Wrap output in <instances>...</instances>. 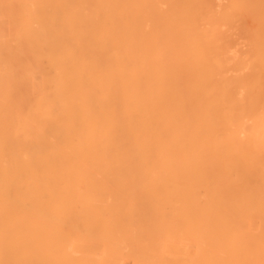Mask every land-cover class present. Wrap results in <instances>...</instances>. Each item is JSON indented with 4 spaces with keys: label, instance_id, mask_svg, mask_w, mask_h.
Returning <instances> with one entry per match:
<instances>
[{
    "label": "bare ground",
    "instance_id": "obj_1",
    "mask_svg": "<svg viewBox=\"0 0 264 264\" xmlns=\"http://www.w3.org/2000/svg\"><path fill=\"white\" fill-rule=\"evenodd\" d=\"M56 1L20 0L12 28L54 44ZM76 3L70 45L23 51L47 63L0 47V264H196L164 256L175 234L264 264V0Z\"/></svg>",
    "mask_w": 264,
    "mask_h": 264
},
{
    "label": "rangeland",
    "instance_id": "obj_2",
    "mask_svg": "<svg viewBox=\"0 0 264 264\" xmlns=\"http://www.w3.org/2000/svg\"><path fill=\"white\" fill-rule=\"evenodd\" d=\"M57 1H59V2H57ZM56 2H54L53 3V6H48L52 11H54L55 13H50L49 11H51L50 9L49 10H47L46 9V17H51V18H56V19H51V21H49V30L47 29V33L48 34H51L52 32H53V36L51 35H48L49 37H48V40H52V41H54L55 43L54 44H52V45H45V43H44V46H43V44L41 43V44H39L38 46H34V45H32V44H30L29 45V43H27V40H25L27 37H26V34H25V32L18 26V28L17 27H15V28H12V27H14V26H16V25H19V22H20V17L19 16H21V7L18 5L19 4V2H20V0H0V16L2 15V16H4V18L5 19H2V21H0V32L1 33H3V34H1V35H4V36H0V43L1 42H3V44L1 43L0 44V47L3 45V47L1 48V49H3L4 47H7V48H4L6 51L7 50H9V48H10V50H13V52L14 51H16L15 53H16V55H15V58L14 59H16V62L15 61H11V60H9L8 62H10V63H15V64H21V63H26V61H28V59H30V61L32 62V63H36L37 61L39 62V63H47V60L44 58V59H39V60H35L34 59V62L32 61V54H34V52L30 55V54H24V52L23 51H25V53L27 52V53H31V49H28V48H32V49H35V48H40V49H42L43 47H45V49H42V50H46L47 51V49H49V48H61V47H63V46H66L67 45V43L70 45L71 44V36L67 33V32H69V30H65L64 29V32L65 33H67V34H65V33H63V35L65 34V36H63L62 37V35H57V30L59 31V29H60V27L62 26V28H65V27H63L64 26V24H66V21H64V19H67V16H68V14H69V12L70 11H72V12H75L74 10H76V12H77V6H74L75 4L74 3H76V2H78L79 3V0H73V3H72V0H71V2L70 1H68V0H66V2H64V0H57ZM77 4V3H76ZM7 5H8V9H7ZM15 6V7H14ZM16 6H18V7H16ZM70 6H74V7H70ZM80 6V5H79ZM78 6V7H79ZM12 7V8H11ZM15 8V9H14ZM19 9V11L17 10V9ZM80 8V7H79ZM79 8H78V10H79ZM9 9H11V11L9 10ZM14 9V10H13ZM69 9V10H68ZM73 9V10H72ZM60 10V11H59ZM63 10H65V11H63ZM67 10V11H66ZM15 11V12H14ZM16 11L18 12L17 13V15L15 14L16 13ZM51 11V12H52ZM56 11H59V12H57L56 13ZM10 12V13H9ZM12 12V13H11ZM68 12V13H67ZM79 12V11H78ZM59 13V14H58ZM62 13H64V14H62ZM12 14V15H11ZM51 14H53V15H51ZM55 14H57V16H59V15H62V16H60V17H56V16H54ZM66 14V15H65ZM77 14V13H76ZM9 15V17H7ZM13 15H14V17L16 18V19H18V21H16V25H15V23L12 25V23H13V19H15L14 17H13ZM19 15V16H18ZM12 16V17H11ZM18 16V17H17ZM65 16H66V18H65ZM63 17H64V19H63ZM7 18L9 19V21H11L10 23H9V21L7 20ZM60 18V19H59ZM1 19V18H0ZM57 19L60 21V22H63L64 21V23L63 24H60L58 21H57ZM3 20H4V22H3ZM11 24V25H10ZM76 25H77V23L75 22L74 23V27H76ZM6 26V27H5ZM56 26V27H55ZM51 27H53V29L51 28ZM47 28H48V24H47ZM238 28V27H237ZM235 28V29H230V31H228L227 33V35H231L232 37H234V40H232V39H230L231 41H232V43L233 42H235V43H233L234 45H232V43H231V45H232V49L233 50H235V51H233V53L235 52V55H237V54H239V50H240V52H242L245 48H246V45L245 46H243L244 44L243 43H246L245 41V39L243 38V37H245V35H244V33H243V30L241 29V28ZM55 29V30H54ZM57 29V30H56ZM242 30V31H241ZM22 32V33H21ZM234 32V33H233ZM6 33V34H5ZM231 33H233L234 35H232ZM10 34V35H9ZM18 34H20L21 36L20 37H23L22 39H23V41H22V39L20 38V39H18L19 38V35ZM25 34V35H24ZM55 34H56V36H55ZM12 36V37H11ZM231 36H229L230 38H232ZM14 37V38H13ZM25 37V38H24ZM54 37V38H53ZM10 38H11V40H10ZM3 39H5V40H3ZM14 39H16V40H18V41H14ZM2 40V41H1ZM19 40H21L20 41V43H18L19 42ZM62 40V41H61ZM63 40H65V41H63ZM61 41V42H60ZM13 42V43H12ZM17 42V43H16ZM24 42H26V43H24ZM59 42V43H58ZM62 42H64L63 44H62ZM57 43V44H56ZM59 44V45H58ZM43 47H42V46ZM63 45V46H62ZM238 45V46H237ZM33 46V47H32ZM233 46L235 47V48H237V49H235V48H233ZM17 48V49H16ZM21 49L22 51H21V53H20V56H19V50L18 49ZM4 49H3V51H4ZM28 50V51H27ZM30 50V51H29ZM17 51H19V52H17ZM9 52H11V51H9ZM6 53V52H5ZM17 54H18V56H17ZM36 54V53H35ZM35 54L33 55V56H35ZM16 56L18 57V58H16ZM30 57V58H28V57ZM26 58H28V59H26ZM13 59V60H14ZM20 59V60H19ZM44 60H46V61H44ZM30 61H28V62H30ZM20 62V63H19ZM140 198H142L143 197V195H141V196H139ZM157 197H160V196H157ZM200 198H203V196H199ZM148 198V196H144L143 197V201H145L146 199ZM145 199V200H144ZM142 200V199H141ZM196 209L194 210V213L196 214V215H198V217L200 218L201 217V220H202V222H205L203 219L205 218L204 216H206L207 215V211H206V208H205V206H204V202L203 201H200L198 204H196ZM160 211L163 213V214H165L166 216H168L169 214H170V208H168L167 207V205L164 207V205H162V206H160ZM250 211V210H249ZM248 213V212H247ZM149 214H151V211L149 212ZM249 216H251L252 218H261V217H259L255 212H253V211H251V213H250V215ZM257 221H254V222H252V224H255ZM205 231V232H204ZM204 231H202V233H201V235H207V228H206V226H205V228H204ZM158 235H160V234H158ZM149 244H150V242H149ZM165 245L167 246V248H165V254H164V256L165 257H167L168 259H171V258H177V254L174 252L175 250H180L181 251V254H182V256L186 259V261L188 262V263H196V264H205V261L203 260V257L201 258V256H202V252L204 251V245H199V244H196L195 243V241H193L192 239H190V238H188V237H185V236H181L180 237V235H178V234H175V235H173V236H171V237H169V238H167V240H166V243H165ZM154 249H157V247L154 245L153 246V250ZM201 250V251H200ZM157 254V252H152V249H151V247H149V249H148V251L146 252V256H147V261L149 262V264L150 263H152L154 260H156V259H153L152 257H154V255H156ZM127 260V261H126ZM124 262H125V264H140L138 261H136V260H134V259H130V258H125L124 259Z\"/></svg>",
    "mask_w": 264,
    "mask_h": 264
}]
</instances>
